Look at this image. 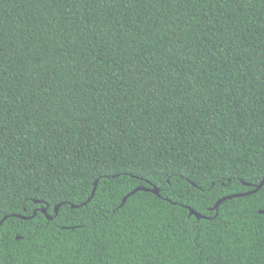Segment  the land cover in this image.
<instances>
[{"label":"trees","instance_id":"16d2710c","mask_svg":"<svg viewBox=\"0 0 264 264\" xmlns=\"http://www.w3.org/2000/svg\"><path fill=\"white\" fill-rule=\"evenodd\" d=\"M263 178L264 0H0V264H264Z\"/></svg>","mask_w":264,"mask_h":264},{"label":"water","instance_id":"95a60500","mask_svg":"<svg viewBox=\"0 0 264 264\" xmlns=\"http://www.w3.org/2000/svg\"><path fill=\"white\" fill-rule=\"evenodd\" d=\"M263 184H264V178H263V180H262L258 185H256V189H255L254 191H256V190H258L259 188H261ZM137 190H152L153 192H155V193H157V194L159 193L158 188L155 187V186H154L152 189H148V188H144V187H138V188L134 189L130 194H128V195L124 198V202H125L126 198H127L129 195L135 193ZM93 194H94V191H93ZM93 194H92V195H93ZM232 197H233V196H227V197L221 198V199H220V200H219V201L213 206V208H217L221 202L225 201V200L228 199V198H232ZM60 205H61V204H60ZM60 205L56 206V208H55V211H56V212L58 211ZM42 211H43L44 213L47 212L46 208H43ZM190 213L196 215L198 218L202 217L201 214L197 213L195 210H193V209H191V208H190ZM262 213H264V210L262 211ZM48 218H51V217L48 216ZM5 219H6V217H5L4 219L1 220L0 225L2 224V222H3Z\"/></svg>","mask_w":264,"mask_h":264}]
</instances>
